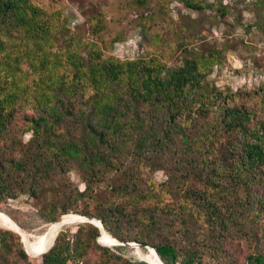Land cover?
Segmentation results:
<instances>
[{
    "label": "trees",
    "instance_id": "obj_1",
    "mask_svg": "<svg viewBox=\"0 0 264 264\" xmlns=\"http://www.w3.org/2000/svg\"><path fill=\"white\" fill-rule=\"evenodd\" d=\"M127 1L143 6L151 0ZM165 1H158L156 12L134 20L156 49L121 59L109 52L123 36L105 38L104 11L88 19L92 39L87 40L70 28L57 2L0 0V205L27 187L35 196L46 190L68 164H77L85 175L83 195L95 190L96 178L116 170L120 178L110 184L117 200L125 201L112 202L108 210L119 220L128 215V205L140 213L136 225L142 222V227L135 241L152 242L167 264L181 258L186 264H207L205 256L239 264L221 236L232 233L238 222L264 228V190L255 189L264 185V88L243 97L240 91L218 87L209 76L221 62L222 49L190 48L187 44L194 38L186 37L190 30L184 25L183 34L176 29V51L184 54L180 63L169 65L174 49L163 39ZM181 1L194 10L208 6L206 0ZM255 6L264 20V0H256ZM27 132L32 138L24 143ZM173 148L185 170H192L182 185L175 181L176 192H181L177 206L162 205V196L172 192L156 189L159 185L133 194L136 177L125 157L132 152L158 157ZM197 180L202 181L199 189ZM90 198L95 200V194ZM243 209L248 214L241 220ZM72 210L101 219L112 232V215L91 208L79 211L55 201L47 203L41 215L55 223ZM164 215L175 216L174 223L187 227L202 223L210 233L209 254L195 236L197 244L184 250L170 240L154 242ZM81 228L91 230L90 237L74 238L62 230L48 252L26 245L27 252L20 234L0 227V264L35 263L40 258L41 264H95L88 261L91 241L102 251L96 264L110 263V248L97 241L100 228L89 222ZM247 234L261 237L258 230ZM113 236L131 241L120 233ZM244 264H264V248L249 252Z\"/></svg>",
    "mask_w": 264,
    "mask_h": 264
},
{
    "label": "rangeland",
    "instance_id": "obj_2",
    "mask_svg": "<svg viewBox=\"0 0 264 264\" xmlns=\"http://www.w3.org/2000/svg\"><path fill=\"white\" fill-rule=\"evenodd\" d=\"M43 1L48 5H55V2L59 3L69 17L70 28L74 29L77 35L87 40L92 39V29L87 22L88 19L97 14L98 11H104L108 28L105 38L111 40L117 33L123 36L122 39L111 45L109 52L118 58L134 59L156 49V45L150 43L151 41L146 37L141 26H138L134 20L144 12H156L159 0H151L143 6L127 0ZM255 1L206 0L208 4L206 8L194 10L186 6L181 0H166L164 8L166 24L162 25L164 28L163 39L164 43H170V46H173L174 49L169 53L172 56L168 61L169 65L181 62L184 53L181 50L176 51V40L178 38L176 29L183 34L181 27L184 25L190 30L186 37L193 35L194 38L192 43L187 44L190 48L196 50L222 49L221 62L214 66L209 76L213 83L222 89H230L234 92L240 91L243 97H248L254 91H260L264 88V20L261 19V13L259 9L257 10ZM223 7L227 8L225 9L227 10L225 15L222 13ZM259 22H263L262 25L259 26ZM167 23L172 26L169 28ZM31 138V132L25 133L23 135L24 143H28ZM151 156V153L141 156L132 152L125 157L127 166L132 169L136 177V190L130 191L138 195V190L146 191V189H153V185H159L156 189L164 187L172 192L162 196V205L166 206L171 202L177 206L181 192H176L179 187L175 181L181 182L182 185L184 175L191 173L192 170L190 168H188V171L185 170L187 166L179 159L180 157H178L174 148L161 153L158 157L157 155ZM119 178L120 175L117 174L116 170H111L109 173L96 178L93 183L96 191L90 189L83 195L81 193L87 188L85 175L77 164H68L55 175L52 183L46 184V190L35 196L31 195L30 189L27 187L26 191L20 193L17 197L3 200L0 205V212L13 219L29 235L38 237L46 233L52 225V223L46 222L41 215V209L47 203L56 201L79 211L91 208L95 212H102L105 215L110 213L112 215L109 220L112 232L106 231L114 239L120 240L113 236V232L129 236L131 239V241H121L137 242L134 240V236L142 227V222L139 226L136 225L139 220L141 221L140 213L128 205L126 210L128 215L122 216L119 220L113 211L109 212L108 210L112 206L110 205L112 202L125 201V198L120 199L121 201L117 200L114 189L110 184H116ZM201 187L202 181L197 180L196 189ZM255 189L261 192L264 190V185L256 186ZM91 193L95 194V200H91ZM176 210V212H179L181 209L177 208ZM241 213V220H243V215L248 213L244 209ZM69 214L83 215L74 210L70 211ZM134 218L138 221H133ZM175 219V216L164 215L161 217V227L154 234V242L170 240L176 243L181 250H184L189 244H197L193 237L195 236L200 240L199 246L204 248L206 254H209L210 243H208V239H210V233L202 223L192 222L187 227L174 223L173 220ZM82 223L84 222H71L64 226L62 230L69 232L70 237L76 238L78 235L90 237L91 230L82 229ZM244 225L242 222H238L233 225L232 233L228 232L225 237L224 233L221 236L222 244L231 252H234L236 262L239 264H244L245 257L249 252L256 248H264V236L262 235L264 228L257 227L255 224ZM0 227L8 228L1 223ZM257 230L259 234L261 233V237H249V234H247ZM15 232L20 234L18 231ZM100 239L99 236L97 241L102 246L109 247L111 251L112 258L108 264H137L144 261L138 257L135 246L115 245L110 242H101ZM91 243L93 248L90 250L88 261L96 264L99 262V255L102 251L98 247H94L92 241ZM145 243L154 245L152 242ZM118 257H121V259H118ZM183 259L181 258L176 264H186ZM205 259L210 260L208 256H205ZM208 260H206L207 264L230 263V259H219L217 262ZM41 261L40 258L35 263L30 261H19L17 263L41 264Z\"/></svg>",
    "mask_w": 264,
    "mask_h": 264
},
{
    "label": "bare ground",
    "instance_id": "obj_3",
    "mask_svg": "<svg viewBox=\"0 0 264 264\" xmlns=\"http://www.w3.org/2000/svg\"><path fill=\"white\" fill-rule=\"evenodd\" d=\"M81 218V215L78 214L64 215L62 220L52 223L46 233L38 237H33L21 229L13 219L0 212V223L8 228L18 231L22 235L26 245L40 252H47L53 246L64 226L74 221H81ZM101 240L103 242H111L115 239L108 232H104L101 236ZM133 246L136 247L138 257L149 264H167L154 248L148 247L143 249L137 244H134Z\"/></svg>",
    "mask_w": 264,
    "mask_h": 264
},
{
    "label": "water",
    "instance_id": "obj_4",
    "mask_svg": "<svg viewBox=\"0 0 264 264\" xmlns=\"http://www.w3.org/2000/svg\"><path fill=\"white\" fill-rule=\"evenodd\" d=\"M81 222H89V223H92V224H94L95 226H98L99 228H100V230H101V233H100V237L103 235V233L104 232H107L106 231V229H105V227H104V225H103V222H102V220H100V219H98V218H95V217H87V216H83V215H81ZM14 230V229H13ZM16 231V230H15ZM22 241H23V243H24V245H25V242H24V240H23V238H22ZM100 241L101 242H103L101 239H100ZM111 244H115V245H128V246H133L134 244H137L138 246H140L141 248H148V247H152V248H154L156 251H157V253L160 255V253H159V251H158V249H157V247H155L154 245H152V244H148V243H137V242H125V241H121V240H117L116 238H115V240H113V241H111L110 242ZM54 245V244H53ZM25 248H26V245H25ZM26 250H27V248H26ZM50 250V249H49ZM48 250V251H49ZM47 251V252H48ZM27 252H28V250H27ZM161 256V255H160Z\"/></svg>",
    "mask_w": 264,
    "mask_h": 264
}]
</instances>
